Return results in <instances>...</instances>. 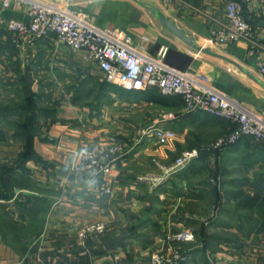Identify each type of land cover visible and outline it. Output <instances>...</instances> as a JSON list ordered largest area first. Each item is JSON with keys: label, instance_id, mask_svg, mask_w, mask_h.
<instances>
[{"label": "crops", "instance_id": "crops-1", "mask_svg": "<svg viewBox=\"0 0 264 264\" xmlns=\"http://www.w3.org/2000/svg\"><path fill=\"white\" fill-rule=\"evenodd\" d=\"M44 1L80 8L135 45L149 42L151 56L167 48L169 66L264 118V0H238L256 43L217 39L230 0ZM1 7L0 1V264L146 263L184 228L195 234L185 264L262 263L264 238L251 221L264 202L262 142L242 136L222 149H201L231 133L235 122L187 112L180 97L156 86L113 84L83 50L56 36L19 39L7 23H28L27 7ZM105 82L116 89L108 91ZM87 84L89 90L81 87ZM154 124L175 136L159 143L145 135ZM28 133L33 147L26 157ZM113 144L124 151L109 173L78 177L73 167L84 153ZM191 148L200 154L153 184L163 165ZM98 222L104 233L79 237Z\"/></svg>", "mask_w": 264, "mask_h": 264}, {"label": "built area", "instance_id": "built-area-1", "mask_svg": "<svg viewBox=\"0 0 264 264\" xmlns=\"http://www.w3.org/2000/svg\"><path fill=\"white\" fill-rule=\"evenodd\" d=\"M1 9L13 5L26 6L30 18L28 23L9 20L7 27L19 39L28 38L34 41L40 38L56 36V38L75 50H83L86 59L92 60L103 72L107 81L128 89L146 90L156 86L160 92L178 96L184 103L187 112L205 111L235 122L236 128L227 136H223L203 150L222 149L249 136L264 144V118L248 109L244 104L214 89L198 83L187 72L169 66L165 62L167 48L156 56L149 53V42L135 45L131 38L121 31L110 30L95 24L90 16L80 8L55 1L44 0H0ZM171 2L173 0H161ZM227 24L216 34L221 42L247 40L255 42V29L245 17L238 0H230L226 5ZM255 52V49H252ZM260 71L264 74V60L259 61ZM171 116V115H168ZM165 117V116H164ZM166 118V117H165ZM144 134L159 143H166L175 136V132L157 124L148 126ZM122 144L93 147L83 154L81 161L73 169L78 177H97L109 173L118 156L123 154ZM200 154V149L183 150L169 166H162L163 174L154 178L158 185L172 173L186 167ZM105 190H108L106 187ZM106 229L104 223L85 226L81 237L93 232L102 233ZM195 234L190 228H184L169 237L172 242L181 244L194 241ZM187 255L179 246L169 243L167 250L157 252L153 259L146 263L136 264H181ZM10 264H25L24 261ZM264 264V263H263Z\"/></svg>", "mask_w": 264, "mask_h": 264}, {"label": "rangeland", "instance_id": "rangeland-1", "mask_svg": "<svg viewBox=\"0 0 264 264\" xmlns=\"http://www.w3.org/2000/svg\"><path fill=\"white\" fill-rule=\"evenodd\" d=\"M80 83V82H79ZM71 85V84H70ZM40 86H41V89H40V91H43L44 90V88H45V85H43V84H40ZM91 87L92 85H89V84H87V86L86 85H81V87L83 88V89H85V90H89V88L88 87ZM66 86H65V84H60L59 85V92H61L62 91V89H64ZM39 88V87H38ZM83 89L82 90H80V91H83ZM85 95H86V93L83 95V97H81L80 98V100L78 101V103L80 104V103H83V101H84V98H85ZM44 97H46V94H45V91H44V93H43V99H44ZM43 99H41L39 102H43ZM37 127V129L39 128V127H41V126H36ZM36 131V128H34L33 129V132H35ZM221 137H223V135H221V136H219V137H217V138H215V139H213V140H211L210 142H206V143H208L207 144V146H210L212 143H214L216 140H218L219 138H221ZM92 176V175H91ZM98 176V174H96L95 175V177H97ZM88 177H90V176H88ZM94 177V176H93ZM257 207H258V205H257ZM259 209H261V211L262 212H259V211H257V212H255L254 213V215L255 216H253V218L251 219V221L253 222V224L254 225H256L255 227H252V231H254V232H259V233H261L262 234V238H264V202H262L260 205H259ZM242 217V216H241ZM98 223H103V222H98ZM92 224H97V223H92ZM88 225H90V224H88ZM85 226H87V225H85ZM84 226V227H85ZM83 227V228H84ZM82 228V229H83ZM81 229V230H82ZM256 229H257V231H256ZM81 230H80V232H81ZM105 231H106V229H105ZM104 231V232H105ZM180 231V230H179ZM80 232H79V237L80 238H85V237H81V235H80ZM104 232H102V233H104ZM178 232V231H177ZM176 233V232H175ZM175 233H173V234H175ZM91 234H101V233H97V232H93V233H91ZM172 234V235H173ZM90 235V234H89ZM88 235V236H89ZM168 244L169 243H171L172 245H175V246H179L180 248H181V251H183L184 252V254L185 255H187V259L186 260H183L182 262L185 264V263H188V262H190L191 261V252H190V249L188 248V247H186L188 244H191V243H193V242H195V239H194V241H191L190 243H184V244H181V243H178V242H174V241H170L169 240V238H168ZM12 262H18V261H11L10 263H12ZM9 263V264H10ZM183 263H181V264H183ZM264 263V260L262 261V263L261 264H263ZM70 264H76V263H70ZM136 264V263H135Z\"/></svg>", "mask_w": 264, "mask_h": 264}, {"label": "trees", "instance_id": "trees-1", "mask_svg": "<svg viewBox=\"0 0 264 264\" xmlns=\"http://www.w3.org/2000/svg\"><path fill=\"white\" fill-rule=\"evenodd\" d=\"M104 85L106 86V88L108 89V91H111L112 89H116L110 83L105 82ZM154 95L161 96L158 93H155ZM32 144L33 143L31 141V138H30L29 133H28L27 134V140L25 141V150H24V153H23L24 156L29 157L31 155V153H32V147H33Z\"/></svg>", "mask_w": 264, "mask_h": 264}, {"label": "water", "instance_id": "water-1", "mask_svg": "<svg viewBox=\"0 0 264 264\" xmlns=\"http://www.w3.org/2000/svg\"><path fill=\"white\" fill-rule=\"evenodd\" d=\"M181 36H182V37H184V39H185V40H188V41H189V39H188V38H186L185 36H183V35H181ZM189 42H190V41H189Z\"/></svg>", "mask_w": 264, "mask_h": 264}]
</instances>
